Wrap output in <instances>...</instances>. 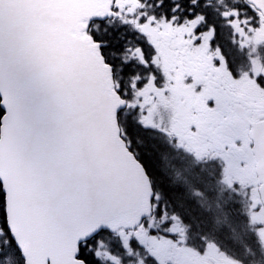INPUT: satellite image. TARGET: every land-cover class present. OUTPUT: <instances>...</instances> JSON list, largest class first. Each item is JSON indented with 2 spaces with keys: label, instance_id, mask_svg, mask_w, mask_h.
<instances>
[{
  "label": "snow or ice",
  "instance_id": "6c2138e0",
  "mask_svg": "<svg viewBox=\"0 0 264 264\" xmlns=\"http://www.w3.org/2000/svg\"><path fill=\"white\" fill-rule=\"evenodd\" d=\"M106 2L82 19L77 52L53 38L50 13L35 11L45 0H0V264H167L151 212L133 225L144 236L119 233L105 214L128 160L143 167L130 101L159 69L160 41L189 25L179 35L199 41L207 16L198 9L210 5ZM252 11L227 19L255 29L264 21Z\"/></svg>",
  "mask_w": 264,
  "mask_h": 264
},
{
  "label": "flooded vegetation",
  "instance_id": "af4514ba",
  "mask_svg": "<svg viewBox=\"0 0 264 264\" xmlns=\"http://www.w3.org/2000/svg\"><path fill=\"white\" fill-rule=\"evenodd\" d=\"M191 27L186 31H191ZM205 30L209 32L206 36L210 37V27ZM259 30H264V25ZM176 31L168 29L160 41L164 54L157 57L159 69L151 70L155 76L149 75L148 83L140 89L147 92L144 94L145 101L169 100L167 95L172 100L176 97L178 107L165 124L176 135L175 140L183 145L177 157L180 161H198L187 165H206L204 169L208 177L205 174L201 178L191 176L192 180L187 183L188 173L182 171L179 165H171L170 160H166L165 165H155L151 171L144 165L153 188L148 222L160 229L156 233L159 239L155 247L167 264H264L263 242H259L263 237L252 226L245 230V236L236 245L229 246L226 242V246L223 239L221 242L215 240L218 228L210 230L209 226L195 220V211H188L183 204L177 203L176 194H168L169 191L183 190L189 201L196 203L198 182L207 181L214 174L218 175L214 182L233 183L235 187L240 184L237 178L233 181L232 174L257 184L255 157L249 152L252 127L246 117L249 120L264 118L256 90L252 89L245 95V89L251 86L241 80L240 63H221L212 46L214 40L184 39L179 35L182 29L178 33ZM145 47L147 54L151 55V50ZM257 102L258 105L255 104ZM248 104L250 107L247 110ZM255 109L259 115L254 113ZM226 165H234L236 173L229 174ZM215 168L217 172L213 171ZM159 171L167 175L169 191L165 184L157 181L155 175ZM241 171L247 178L241 177ZM252 199L258 202L257 195L250 201ZM255 208L262 210L258 205ZM200 215L207 217L204 210L200 211ZM211 215L214 217L213 213ZM117 229L119 233H124L125 227ZM127 229L129 236L137 233L144 236L146 232L142 224ZM206 233L210 235L209 239L203 236ZM147 264L153 262L149 260Z\"/></svg>",
  "mask_w": 264,
  "mask_h": 264
},
{
  "label": "trees",
  "instance_id": "16d2710c",
  "mask_svg": "<svg viewBox=\"0 0 264 264\" xmlns=\"http://www.w3.org/2000/svg\"><path fill=\"white\" fill-rule=\"evenodd\" d=\"M201 3L203 4L204 0H201ZM207 3L210 5V7H200L198 11L204 12L206 14L208 27H213L214 36L212 38V41L214 40V43L217 45V42L219 41V39H221L222 44L230 43L234 45L237 49H241L240 51L243 57L245 58V61H235V63L241 64V72H245V76L241 75V80L245 81L246 83L250 80L254 81L251 77L253 76L255 77L254 79H256V82L259 83V80H257L256 77L264 79V45L258 43L256 38L254 39L253 37V31L257 27L255 29L250 28L246 24L245 19L242 16L231 20H228L227 17L235 16L237 10H239L240 12H247L248 18L252 17V10H254L255 14L261 18V21H264V17L245 0H207ZM245 4L250 5L252 10L246 8ZM263 24L264 23H261V25ZM240 28L241 35L238 31ZM249 31H251V35H249ZM242 35L244 36L243 39ZM245 39L247 40L246 43ZM215 49L218 50L221 54H225L224 50H221L224 48L220 49L217 45V48ZM230 63L233 64L234 62ZM133 127L134 128L131 131V136L133 140L136 141V143H134L133 145V148L138 149V146L140 145L138 149L140 153L139 159L142 161L143 165H146L151 171V168L155 165H158L159 161H165V158L163 157V150H161L159 145H157V142L152 140V136L150 134H154L153 131L149 132L150 130L148 128L144 129L142 124L140 125L137 122L134 123ZM204 166L205 165H203V167ZM179 167L182 168V171L187 172L188 166L185 167V165H179ZM195 169L198 170L199 173L203 171L206 177H208L204 168L196 167ZM213 171L217 172V168L213 169ZM165 175L162 173V171H159V173H156L155 176L157 181H159L161 185L165 184L167 191H169L171 188L168 186L167 175ZM196 177L201 178L204 177V175L197 174L194 178ZM215 177L216 175L209 176V179L207 181H199L198 183L199 186H201L198 188L201 189L204 194L208 195V197L210 195H213L209 187V182H212L211 179ZM186 178L189 181L192 180L191 175H189V173L187 174ZM213 185L214 190H216L217 188L222 189V187L218 186L217 183H213ZM168 194H176L178 196V198H176L177 203L183 204L188 211H195V213L193 214V218L195 220L201 221V224L209 226L210 230L213 227H215V229L218 228L215 230V240L221 242V239H223L224 245L228 246L226 242H228L229 245H232L233 236L237 237L236 230H234V227L229 225L225 226L224 224H216L214 222V217H212L211 214H208L209 206L211 204L213 205L214 202H201L200 200H202V198L199 197V200L197 199L196 203H193L189 201L186 192H184L183 190L169 191ZM199 195H202V193H199ZM238 205H241V202H239ZM198 206L202 207L205 214H207V217H203L200 215V211L202 210ZM229 210L236 211V209H234L233 207H230ZM244 216L245 218H247L246 214H244ZM237 219V217H233V221ZM230 221L232 222L231 218ZM233 224L234 226H238L239 223L234 222ZM210 233L213 232L210 231ZM203 236L208 239L210 238V235L208 233L204 234Z\"/></svg>",
  "mask_w": 264,
  "mask_h": 264
},
{
  "label": "water",
  "instance_id": "95a60500",
  "mask_svg": "<svg viewBox=\"0 0 264 264\" xmlns=\"http://www.w3.org/2000/svg\"><path fill=\"white\" fill-rule=\"evenodd\" d=\"M247 1L264 13V0ZM107 6L106 0H45L43 8L35 9V11L40 12L41 15L50 13L56 19V24L49 28L53 38L60 39L62 43H67L79 52V41L83 29L82 19L97 11L105 10ZM120 103L113 97L110 101L111 111L114 112L115 107ZM249 122L252 125V146L249 152L256 157V171L260 180L258 192L264 205V118ZM111 127L114 134V120ZM151 195L150 181L144 168L129 159L120 187L105 214L106 219L112 221L115 227L135 225L142 213L150 212Z\"/></svg>",
  "mask_w": 264,
  "mask_h": 264
},
{
  "label": "rangeland",
  "instance_id": "374dc122",
  "mask_svg": "<svg viewBox=\"0 0 264 264\" xmlns=\"http://www.w3.org/2000/svg\"><path fill=\"white\" fill-rule=\"evenodd\" d=\"M122 3L124 2H128V0H121ZM132 3H133V0H132ZM190 27V25L187 27V28H184L182 29L181 32H184L186 31L188 28ZM240 35H241V28L238 30ZM178 33V31H176ZM255 35H257L258 37H261L260 36V33L259 32H255ZM244 38V36L242 35V39ZM247 42V40L245 39V43ZM259 43L263 44L264 45V36H263V41H258ZM244 43V44H245ZM217 45L219 46V48H224V49H221V50H224V53L226 55V58L228 61L230 62H235V61H238V60H244L245 61V58L243 57L242 53H241V49H237L234 45L230 44V43H226V44H222L221 43V39H219V41L217 42ZM241 66V64H240ZM245 72H241V75L245 76L244 74ZM253 79L255 77L251 76ZM250 78V79H252ZM250 83V81L248 82ZM264 84V79H261V85ZM250 85L251 87H248L245 89V95L249 94L251 92L252 89H255L256 90V98L259 99V103L261 105L259 106H262L263 107V112H264V91L263 89H261L258 85L254 84L251 85V84H248ZM264 87V86H263ZM139 94H138V98H139V111H140V120L143 122V118L146 121H153L154 119H157L158 120V114H159V111H160V114H159V119L161 120H168V112L165 108V104L167 105L168 107V111L172 110L170 114L174 113L176 111V108L178 107V102H177V99L176 97L172 98L170 97L169 100H166V99H162V98H159L158 101H151V100H147L145 101L144 99V94H146V90L145 89H139L138 90ZM246 102V101H245ZM137 103V101H136ZM157 103H164V104H161L160 107H158ZM248 103V102H247ZM258 105V102L255 103ZM242 105L244 106V103H242ZM250 107V104H248V106L246 107V109L248 110ZM254 113L256 115H259L260 113L257 112V109H255ZM134 127L131 125V131ZM159 137L158 135H153L152 137V140L157 142V145H159V147L161 148V150H163V146L162 144H159L158 143V140ZM138 146V144H137ZM140 146V145H139ZM139 146H138V149H139ZM166 161V160H165ZM165 161H159L158 162V165H165ZM168 162V161H167ZM171 165H185L184 163L182 162H179V161H175V162H172ZM227 168H228V173L229 174H232L233 172H235V166L234 165H226ZM231 176H234L232 179L234 181V178H237L238 181H239V184L241 185V189L242 190H246L247 191V195H246V200L250 201L251 198H254L256 195L258 196L257 194V184L256 183H252L250 180H244V179H241V178H238L237 176H235L234 174H232ZM241 177H245L247 178V176L245 175V172L241 171ZM199 187V185H198ZM248 190L250 192V194H248ZM211 197V200L214 201V196L213 195H210ZM257 201L255 199H252V201H250L249 203V210H250V217H251V224L254 226V229L257 228V232L259 234L262 235L263 237V240H264V213L263 211H258V210H255V206L257 205ZM261 205V204H260ZM213 215H214V222L216 224H224L225 226L226 225H229V226H233L234 227V230H236V235L237 237H234L233 236V241H232V245H236L239 240L245 236V230L246 227L243 223V221L241 220V228L239 226H234V222L233 221V217H236L235 214L229 210L228 206L225 207V208H219V209H216L214 212H213ZM230 218L232 219V222L230 221Z\"/></svg>",
  "mask_w": 264,
  "mask_h": 264
},
{
  "label": "bare ground",
  "instance_id": "6f19581e",
  "mask_svg": "<svg viewBox=\"0 0 264 264\" xmlns=\"http://www.w3.org/2000/svg\"><path fill=\"white\" fill-rule=\"evenodd\" d=\"M233 249V248H232ZM231 252V251H230Z\"/></svg>",
  "mask_w": 264,
  "mask_h": 264
}]
</instances>
